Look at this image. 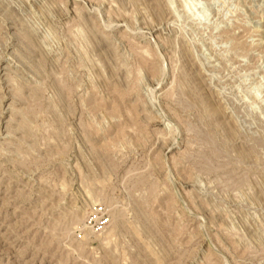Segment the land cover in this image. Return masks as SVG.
I'll return each instance as SVG.
<instances>
[{"label":"rangeland","instance_id":"rangeland-1","mask_svg":"<svg viewBox=\"0 0 264 264\" xmlns=\"http://www.w3.org/2000/svg\"><path fill=\"white\" fill-rule=\"evenodd\" d=\"M0 264H264V0H0Z\"/></svg>","mask_w":264,"mask_h":264}]
</instances>
